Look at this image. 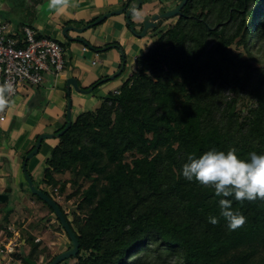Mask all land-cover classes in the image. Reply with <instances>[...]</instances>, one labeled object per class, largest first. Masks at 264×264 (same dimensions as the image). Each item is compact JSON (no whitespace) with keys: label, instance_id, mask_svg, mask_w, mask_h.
<instances>
[{"label":"trees","instance_id":"16d2710c","mask_svg":"<svg viewBox=\"0 0 264 264\" xmlns=\"http://www.w3.org/2000/svg\"><path fill=\"white\" fill-rule=\"evenodd\" d=\"M168 19L176 21L166 27ZM22 24L28 23L16 25ZM155 30L158 38L136 57L119 91L72 116L46 160L44 183L61 194L70 185L68 198L80 197L73 219L56 200L80 241L71 258L76 264H264V200L230 198L247 221L229 230L222 197L182 175L189 154L235 148L242 159L264 155V0H188ZM122 66L123 72L127 61ZM247 99L243 113L238 103ZM66 172L70 178L56 177ZM0 209L10 220L13 209ZM29 224V251L21 256L38 264L46 247Z\"/></svg>","mask_w":264,"mask_h":264},{"label":"crops","instance_id":"0c3cea01","mask_svg":"<svg viewBox=\"0 0 264 264\" xmlns=\"http://www.w3.org/2000/svg\"><path fill=\"white\" fill-rule=\"evenodd\" d=\"M141 1V5L135 9L139 15L131 18L137 31H142V24L147 18L176 7L181 0ZM139 2L140 0H73L74 6H70L62 15L51 10L48 2L38 6L37 18L32 26L36 27L40 35L56 38L64 44L67 66L60 74L46 73L43 83L38 86L23 87L9 103L7 120L0 123V129L6 131L4 135L7 136L0 142V194H5L7 188L11 187L12 177L19 178L18 175L23 170V157L37 143L39 136L42 133H55L57 128L68 121L70 99L72 116L96 107L102 97L120 88L131 75L136 57L158 38L154 39L147 34L143 37L136 35L128 23L126 11L86 28L96 17L118 9L128 10ZM0 5L4 9L3 3L0 2ZM66 27L74 28H69L64 33ZM125 61L127 65L130 64V68L126 67L122 72L119 69L121 64L122 69L125 67ZM115 73H118L117 76L124 74V77L119 83H115L113 90L109 89L114 86L91 87L95 81L106 79L107 76H114L111 79H116ZM70 77L76 78L78 86L87 91H80L72 85L69 92L67 82ZM18 121L21 123L19 127L14 126L13 123ZM57 141L56 138H47L41 148L44 146L45 151L50 153ZM5 169L7 174H3ZM61 175L57 174L56 177L59 179Z\"/></svg>","mask_w":264,"mask_h":264},{"label":"rangeland","instance_id":"374dc122","mask_svg":"<svg viewBox=\"0 0 264 264\" xmlns=\"http://www.w3.org/2000/svg\"><path fill=\"white\" fill-rule=\"evenodd\" d=\"M0 2L4 5V9L1 8L0 5V16L4 19H7L15 24H34L37 18L36 16L38 6L40 4L47 3L48 0H0ZM172 21L175 22L176 19L166 20L165 26L167 27L174 23ZM142 25H144V23ZM155 28H150L149 32L147 33V36H152L154 39L158 37V35H155L157 32ZM232 47H234L237 51L243 50V48L241 46H238L236 43L233 44ZM128 68H130L129 63L127 65V69ZM123 77L124 74H120L117 76L116 79L107 80L106 82H102L100 85H103L108 88L114 86L109 89L111 91L115 88V83H119ZM249 103L250 102L248 101V99L245 101H240L238 103V110H242L244 113ZM13 124L14 126L17 125L16 127H19L21 123L18 121L17 123L14 122ZM5 132L0 129V142L3 139L7 138V136L5 137L4 135ZM49 155V151H45V148L43 146L40 152L28 161L27 168L32 174L34 183L44 188V190L48 191L54 197L55 200L60 202L61 205L65 208V210L68 212L70 219H73L71 212L73 210L78 211V205L80 202L79 196H74L71 199L68 198L67 194L72 192L73 188L68 185L66 192L64 194H61L58 188L48 186L43 181L42 176L45 170L46 160ZM3 174H7L6 169ZM18 176L19 178L12 177V182H10L11 191L6 192L5 195H7L8 197L5 200H0V206L2 207L3 211H5V209H13L12 215L10 216V220L20 222L21 220L25 219L26 221L31 222V224H29V229H32L35 235H45L44 238L41 240V243L43 247H46V249L44 253L40 255L38 264H46L52 259L53 255L68 249L72 241L64 227L51 212L50 206L31 191L30 186L26 180L24 171L21 170ZM70 176L71 173L66 172L59 176V179H68L70 178ZM21 183L24 184L21 185ZM88 183L89 182L86 181L85 185H87ZM26 235L29 236V233L27 232ZM76 261L77 259L75 258H68L60 264H76Z\"/></svg>","mask_w":264,"mask_h":264},{"label":"built area","instance_id":"2783aa9c","mask_svg":"<svg viewBox=\"0 0 264 264\" xmlns=\"http://www.w3.org/2000/svg\"><path fill=\"white\" fill-rule=\"evenodd\" d=\"M66 66V48L60 40L40 35L30 24L16 25L0 16V84L13 85L9 103L23 86H38L46 73L60 74ZM7 109L0 112V123L7 120ZM29 223L6 220L0 209V264H27L21 254L29 251L25 233ZM42 239L43 235H36V242Z\"/></svg>","mask_w":264,"mask_h":264},{"label":"clouds","instance_id":"9594fccd","mask_svg":"<svg viewBox=\"0 0 264 264\" xmlns=\"http://www.w3.org/2000/svg\"><path fill=\"white\" fill-rule=\"evenodd\" d=\"M48 6L56 14L62 15L73 5V0H48ZM133 17L139 13L132 11ZM13 85L9 82L0 84V112L9 106V96L13 93ZM187 163L183 165L182 175L188 180H195L205 187H212L219 200L220 215L228 222L229 230L243 227L247 218L238 211L232 210V200L243 202L264 200V155L249 153L248 159L237 155L235 148L225 151L215 149L205 152L200 157L189 154ZM209 223L216 225L219 220L215 216L208 217Z\"/></svg>","mask_w":264,"mask_h":264},{"label":"water","instance_id":"95a60500","mask_svg":"<svg viewBox=\"0 0 264 264\" xmlns=\"http://www.w3.org/2000/svg\"><path fill=\"white\" fill-rule=\"evenodd\" d=\"M187 2H188V0H182L176 7L172 8V9H170L168 11H165L163 13L155 14V15L151 16L150 18H147L145 20V22H144V27H143L142 31H137L135 26L131 22V13H132L133 10H135L136 8H138L141 5V3H142L141 0L136 6L130 8L128 10L126 8H123V9H118V10H114V11H110V12L105 13L104 15L98 17L94 22H92L89 25H87L86 28H90L91 26L99 24L101 21H103L104 19H106V18H108V17H110L112 15L120 14V13L126 11V17H127L128 23L130 24V27H131L132 31L136 35H138L140 37H143V36H145L147 34V32L149 31L150 28H155V27L158 26L159 20H161L163 18H170V17H173L175 15L181 14L182 13V9L187 4ZM69 28H74V27H66L65 30H64V33H66V31ZM75 29L83 31V29H81V28H75ZM77 39L85 41L82 38H77ZM112 78H114V76H112ZM67 83H68L67 87H68L69 92H70V89H71L72 85L76 89H78L80 91H87V90L81 89L78 86V81L74 77H70L68 79ZM67 116H68V122H67L66 126L61 131L55 132V133H42L39 136V138L37 140V143H36V146L34 147L33 150H31L26 155L25 161L23 163V171L25 173L26 180H27V182H28V184L30 186L31 191L34 194L38 195L42 200L47 202L54 209L55 213L59 217V219L61 221V224L63 225L64 229L66 230V232L69 235V237H70V239L72 241V244H73L72 248H69V249H66V250L60 252L54 259H52L51 261H49L46 264H60L64 260H66L68 258H71L73 256H76L78 254L79 250H80V241H79L74 229L72 228L71 224L67 220V217L65 216V213L62 210L61 206L57 203V201L53 197H51L43 189L37 187V185L34 183V180H33L32 176L29 174V172L27 170L28 169L27 168L28 167L27 164H28V160L29 159H31L33 156H35L36 154L39 153V151L41 149V145H42L44 139L59 137L62 134H64L71 127L72 122H73V120H72V100L71 99L69 100ZM7 197L8 196L5 195V194H0V200H5Z\"/></svg>","mask_w":264,"mask_h":264}]
</instances>
